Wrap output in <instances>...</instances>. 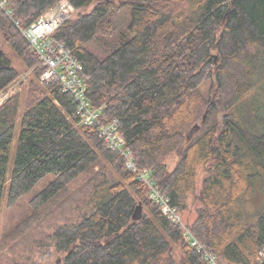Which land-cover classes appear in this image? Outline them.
I'll return each instance as SVG.
<instances>
[{
  "label": "trees",
  "instance_id": "16d2710c",
  "mask_svg": "<svg viewBox=\"0 0 264 264\" xmlns=\"http://www.w3.org/2000/svg\"><path fill=\"white\" fill-rule=\"evenodd\" d=\"M6 1L25 27L59 0ZM69 1L76 14L55 37L82 63L103 123L117 119L134 163L218 264H264V210L250 222L242 206L256 178L264 191V0ZM0 33L28 71L24 96L0 104V264H208L99 126L74 117L59 80L40 83L38 55L1 7ZM19 75L0 66V92ZM22 199L32 211L11 225Z\"/></svg>",
  "mask_w": 264,
  "mask_h": 264
},
{
  "label": "built area",
  "instance_id": "2783aa9c",
  "mask_svg": "<svg viewBox=\"0 0 264 264\" xmlns=\"http://www.w3.org/2000/svg\"><path fill=\"white\" fill-rule=\"evenodd\" d=\"M6 0H0V7L6 15L12 19L20 32L25 36L43 67L39 76L40 83H48L53 77L59 80L63 92L72 96L75 104L74 117L83 125H98L100 135L105 138L108 145L120 150L124 157L125 166L130 169L140 182L149 187V196L159 206L164 215L176 225L184 229V237L188 244L199 252L208 264H218L216 255L205 248V246L192 233L185 224L177 208L172 206L166 195L155 185L150 170L139 168L133 161L130 150L125 148L122 136L117 132V119L113 118L108 123L101 119V107H92L86 97L88 75L83 69L82 63L63 42H60L55 34L62 22L72 17L75 8L69 0H59L53 6L42 12L38 17L25 27L12 17V10L6 6ZM264 256V252H261Z\"/></svg>",
  "mask_w": 264,
  "mask_h": 264
},
{
  "label": "rangeland",
  "instance_id": "374dc122",
  "mask_svg": "<svg viewBox=\"0 0 264 264\" xmlns=\"http://www.w3.org/2000/svg\"><path fill=\"white\" fill-rule=\"evenodd\" d=\"M76 14L74 11L72 17ZM124 12L120 14L118 18H121L123 16ZM123 18V17H122ZM0 48L3 50V55L0 56V66H9L12 65L17 68V70L20 72V75L18 76L17 79L14 80L5 90L0 92V104L10 97L11 95L17 94L21 92L22 97L24 96L25 92V83H26V75L28 74V71H26L25 66L21 63V61L14 55V53L11 51V49L3 42V36L0 33ZM204 88V87H203ZM208 85H205V88L203 89L204 92H207ZM21 109L23 108V102L21 104ZM20 116L19 115L16 123V128H15V136H17V133L19 131L20 127ZM13 154L14 150L12 148L11 152V158H10V164L9 166H12L11 159H13ZM177 160V155L175 153L171 154L167 159V164H168V170H170L175 162ZM205 175V171L200 168L198 172V178H197V185L199 186L201 184V181L203 179V176ZM52 178V175H47L45 178L41 179L34 189L30 192V195L33 194L34 190L42 188L48 181H50ZM5 197L2 202L1 210H0V244H1V239L4 233V226H5V221H6V214H7V208L5 207L6 202H5ZM27 199H22L20 205H16L15 208V214L12 218L11 225L15 222H17L18 225L23 226L25 224L24 218H27L32 211V209L29 207L28 203L26 202ZM247 203V204H246ZM246 204V205H245ZM247 211H249L248 215L245 214V217L248 221L254 222L258 214L264 210V191L262 189L261 185V180L259 178H256L255 184H254V190L251 195V197L248 200L243 201L242 206ZM195 204L191 203L190 211L186 212V216L188 219L191 220L193 217V208ZM185 219V216H184ZM1 247V245H0ZM43 255V254H41ZM57 256V253L54 251L53 257L51 261H53Z\"/></svg>",
  "mask_w": 264,
  "mask_h": 264
},
{
  "label": "water",
  "instance_id": "95a60500",
  "mask_svg": "<svg viewBox=\"0 0 264 264\" xmlns=\"http://www.w3.org/2000/svg\"><path fill=\"white\" fill-rule=\"evenodd\" d=\"M205 117H206V113H204V115H203V120L205 119ZM198 127H199L198 124L194 125V127L192 128V132L195 131V130H197Z\"/></svg>",
  "mask_w": 264,
  "mask_h": 264
}]
</instances>
